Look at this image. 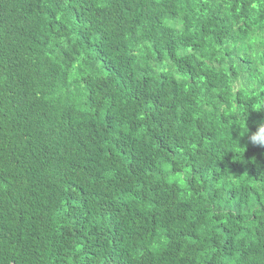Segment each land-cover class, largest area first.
<instances>
[{"label":"trees","instance_id":"obj_1","mask_svg":"<svg viewBox=\"0 0 264 264\" xmlns=\"http://www.w3.org/2000/svg\"><path fill=\"white\" fill-rule=\"evenodd\" d=\"M264 0H0V264H264Z\"/></svg>","mask_w":264,"mask_h":264},{"label":"clouds","instance_id":"obj_2","mask_svg":"<svg viewBox=\"0 0 264 264\" xmlns=\"http://www.w3.org/2000/svg\"><path fill=\"white\" fill-rule=\"evenodd\" d=\"M261 107H264V104H262ZM249 139L252 143H264V125L259 127L256 132L252 133Z\"/></svg>","mask_w":264,"mask_h":264}]
</instances>
